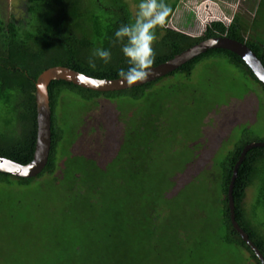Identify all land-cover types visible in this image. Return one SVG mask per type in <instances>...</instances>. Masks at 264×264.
Listing matches in <instances>:
<instances>
[{
  "label": "rangeland",
  "instance_id": "obj_1",
  "mask_svg": "<svg viewBox=\"0 0 264 264\" xmlns=\"http://www.w3.org/2000/svg\"><path fill=\"white\" fill-rule=\"evenodd\" d=\"M92 1L94 9L98 3L116 6L115 0ZM122 1L131 22L139 0ZM228 1L264 39V0ZM188 6L165 26L199 36L205 24L195 17L184 23L185 16L195 13ZM213 11L222 15L217 6ZM0 14L22 19L23 0H0ZM222 19L228 24L231 18ZM66 98L76 95L67 93ZM70 101L57 109L66 126L61 147L67 154L78 136L83 109L77 98L75 104ZM112 104L118 120L128 126L144 119L152 130L154 119L158 129L153 144L130 160L127 156L134 152L127 153L141 151L143 142L131 137V145L115 162L107 164L110 158L103 157L106 169L69 158L57 182L47 175L28 185L14 178L0 181V264H255L244 249L221 240L222 194L213 175L241 138L252 142L264 137L263 87L244 68L214 55L200 60L188 77L175 73L154 83L138 100L120 97ZM12 117V104L0 100V132L8 134L16 127V122L6 124ZM105 138L100 141L110 140ZM82 143L84 154H90V144ZM80 173L86 186L98 190L85 193L83 201L68 193L70 177ZM258 189L257 182L247 188L243 205L251 224L264 229Z\"/></svg>",
  "mask_w": 264,
  "mask_h": 264
},
{
  "label": "trees",
  "instance_id": "obj_2",
  "mask_svg": "<svg viewBox=\"0 0 264 264\" xmlns=\"http://www.w3.org/2000/svg\"><path fill=\"white\" fill-rule=\"evenodd\" d=\"M262 1L260 0L259 3ZM92 2L94 1L23 0L24 17L22 19L13 17L4 19L0 14V100L6 105L12 104L13 117L8 119L6 124L10 125L12 122H16V127L12 128L8 134L0 132V156L22 164L32 159L37 128L35 81L37 76L46 68L60 65L96 78L119 77L117 75L118 70L125 66V61L119 47L110 44V38L121 23L130 22V10L122 0H115L116 6L104 7L100 3L95 4L97 9L93 8L95 6L92 5ZM252 2L254 3L255 0ZM165 3L171 11L164 22L165 24L156 30L157 39L153 43L154 62L152 65L167 60L175 53L203 38L225 35L245 43L264 66V39L258 36L261 34L260 31L255 32L253 30L255 29L254 23L243 22L239 11L233 15L228 24L214 20L205 27L201 35L190 36L165 26L174 11L172 5L166 1ZM102 11L106 12L107 15L102 17ZM97 47L110 48L112 60L107 65L97 61L96 68L91 69L88 65V59L92 50ZM214 55L225 56L234 65L244 68L246 74L264 89V85L255 78L244 61L225 49L208 50L164 77L175 73H181L188 77L200 60ZM164 77L129 89L106 92L83 88L63 80L51 81L48 85L51 110V144L44 168L36 176L28 178L15 177L0 172V181H8L9 178H14L19 184L28 185L33 180L47 175L52 178V181L57 182L63 179L68 159H76L77 157L86 160L88 168L91 166L92 169L93 167L106 169L110 160L115 162L116 158L120 157L123 148L128 146V143L131 145V137L143 140L142 144L139 145L141 151L135 150L127 153L128 155L134 152L127 158L130 160L137 159L140 152H145L144 150L153 144L158 129L157 125L153 119L152 130H147L150 126L147 124L149 121L146 122L143 119L138 120L130 128L126 121L118 120V108L112 103L120 97L138 100L154 83ZM67 93L75 94L77 101H79L78 105L83 108L81 124L75 129L78 136L68 149L69 154L61 147V142L67 134L66 126L61 121L62 116H59L57 110L61 103H68L70 100L73 104L77 102L75 101L76 98L65 99ZM145 108L147 110V106ZM143 113L145 117L150 115L146 112ZM150 116L152 117V115ZM106 136H109L110 140L105 141ZM101 137L105 138L104 142L100 141ZM82 139L88 145L90 144L89 148L92 149L89 151L90 154H84V147H81ZM254 141H264V137ZM249 142L251 141L241 138L233 145V148L220 161L218 171L213 175V179L216 178L220 181L219 186L222 194L221 240L227 245L244 249L248 254V259L253 260L255 264H260L254 252L233 228L229 217L227 199V188L234 164L244 145ZM109 147L113 149L110 150ZM103 157L110 159L108 162H102ZM78 182H82V186H79ZM254 182H257L259 187L256 204L264 210V147L248 150L238 167L232 192L236 220L264 256V229H259L251 224L243 205L247 188ZM68 187V193H73L75 197H79L80 201H83L85 193L96 190L92 189V186H86L85 178L81 173L73 174L70 177ZM155 207L154 202L150 204L151 210ZM150 217L149 213L147 218L151 220Z\"/></svg>",
  "mask_w": 264,
  "mask_h": 264
},
{
  "label": "water",
  "instance_id": "obj_3",
  "mask_svg": "<svg viewBox=\"0 0 264 264\" xmlns=\"http://www.w3.org/2000/svg\"><path fill=\"white\" fill-rule=\"evenodd\" d=\"M211 49H225L239 56L250 69L255 78L264 85V66L256 54L245 44L225 35L206 37L191 46L175 53L167 60L151 66V75L146 81L136 82L126 86L121 78H96L66 66H52L43 70L35 81L36 104V142L32 159L22 164L12 159L0 156V172L8 173L15 177L28 178L36 176L44 168L51 144V110L49 105L48 85L54 80H63L77 86L96 91H118L140 86L155 81L173 72L181 65ZM255 147H264V141H252L242 148L234 164L230 182L227 188L229 217L233 228L242 240L254 252L260 264H264V256L257 246L251 241L248 234L240 227L236 220L233 201V187L237 177V170L248 150Z\"/></svg>",
  "mask_w": 264,
  "mask_h": 264
},
{
  "label": "clouds",
  "instance_id": "obj_4",
  "mask_svg": "<svg viewBox=\"0 0 264 264\" xmlns=\"http://www.w3.org/2000/svg\"><path fill=\"white\" fill-rule=\"evenodd\" d=\"M170 11L165 0H139L132 21L121 23L113 32L110 44L119 47L125 61L117 73L124 85L142 83L151 75L156 28L164 24ZM111 60L110 48L97 47L92 50L88 65L95 69L97 61L107 65Z\"/></svg>",
  "mask_w": 264,
  "mask_h": 264
},
{
  "label": "crops",
  "instance_id": "obj_5",
  "mask_svg": "<svg viewBox=\"0 0 264 264\" xmlns=\"http://www.w3.org/2000/svg\"><path fill=\"white\" fill-rule=\"evenodd\" d=\"M170 2L174 8L172 16L177 14L176 12L177 10L186 9V6L188 8L189 7L188 5H191L192 8L194 7L193 8L195 9V13H193L194 15L191 14L189 16L184 17L186 21L184 23H187V24L191 23V22H188V20L193 19L194 17L197 18L201 24H205L204 25L205 27L211 21H214V20H220L225 23L224 19L222 18H225L226 20H228V18L232 19L233 15L236 13L234 12V9L231 10L228 0H170ZM255 2H257V0H255ZM213 5L217 6L219 10L221 9V14H222L220 15L221 18L214 14ZM240 14L242 15V11H240ZM231 19H229L228 22H230Z\"/></svg>",
  "mask_w": 264,
  "mask_h": 264
},
{
  "label": "flooded vegetation",
  "instance_id": "obj_6",
  "mask_svg": "<svg viewBox=\"0 0 264 264\" xmlns=\"http://www.w3.org/2000/svg\"><path fill=\"white\" fill-rule=\"evenodd\" d=\"M132 125H133V124L130 125V128H131Z\"/></svg>",
  "mask_w": 264,
  "mask_h": 264
}]
</instances>
